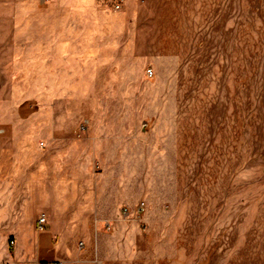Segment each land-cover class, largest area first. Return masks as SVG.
Segmentation results:
<instances>
[{"label":"rangeland","instance_id":"1","mask_svg":"<svg viewBox=\"0 0 264 264\" xmlns=\"http://www.w3.org/2000/svg\"><path fill=\"white\" fill-rule=\"evenodd\" d=\"M115 3L0 0L4 177L66 162L84 191L20 187L0 264L51 262L42 212L65 264H264V0Z\"/></svg>","mask_w":264,"mask_h":264},{"label":"crops","instance_id":"2","mask_svg":"<svg viewBox=\"0 0 264 264\" xmlns=\"http://www.w3.org/2000/svg\"><path fill=\"white\" fill-rule=\"evenodd\" d=\"M24 164L25 165L19 163V167H11L9 176L4 177L6 175L5 172L9 169L6 168L3 156L0 157V247L2 248V253H5L6 247V242L4 240L5 233L15 235L16 239H18V235L22 233V229L20 227V204H18V192L20 187L30 185L32 180L42 179V181L44 180L45 182L46 180L50 181L55 177L54 181L60 183V188L66 184L69 186L70 192L73 191V189L74 191L76 189V193L81 200L84 193L82 184L80 183L81 175L79 176L76 173L68 172V170L71 171L70 169L76 170V164H67L66 162L51 163L50 161H45L41 167L42 174L40 178L19 176L21 172L20 170L23 169V166L25 167L27 165V163ZM62 182H64V185L62 184L63 186H61ZM98 193L100 195L98 196L96 206L94 207L95 212L93 213V216L107 219L113 216L116 200L114 199L113 192L109 189V187H106L101 191L97 190V193L94 191L92 195L96 196ZM80 203L82 205L83 201ZM43 214L46 215L45 212H42L39 214L38 218ZM54 223L56 222L54 221ZM37 226L38 219L36 222V229L38 232V260L46 263V261L55 262V260L60 257H68V255L55 257V253L53 252V246H55V243L58 244L60 239L53 238V235L58 233L59 229L47 230L45 228L39 230Z\"/></svg>","mask_w":264,"mask_h":264},{"label":"built area","instance_id":"3","mask_svg":"<svg viewBox=\"0 0 264 264\" xmlns=\"http://www.w3.org/2000/svg\"><path fill=\"white\" fill-rule=\"evenodd\" d=\"M125 2H126V0H116V8L117 9H119V8H121V7H123L124 6V4H125ZM151 72V74L153 75V72H152V70L150 71ZM83 130H85V128L83 127L82 129H81V131H83ZM4 132V130L3 129H0V134H2ZM127 210H125V213L127 214ZM48 224V220H47V216L45 215V214H43V215H41L39 218H38V229L39 230H42V229H45L46 228V225ZM14 242L15 241H12V243L14 244ZM84 247V243L82 242L81 244H80V248H83ZM48 264H65V262L64 261H55V262H49Z\"/></svg>","mask_w":264,"mask_h":264}]
</instances>
